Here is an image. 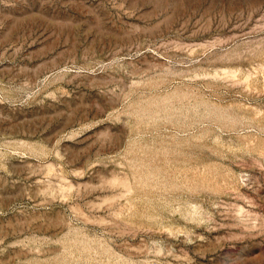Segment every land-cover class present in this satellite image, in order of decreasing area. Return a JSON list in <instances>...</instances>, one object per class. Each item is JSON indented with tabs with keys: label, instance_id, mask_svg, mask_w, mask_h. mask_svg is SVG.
I'll list each match as a JSON object with an SVG mask.
<instances>
[{
	"label": "rangeland",
	"instance_id": "374dc122",
	"mask_svg": "<svg viewBox=\"0 0 264 264\" xmlns=\"http://www.w3.org/2000/svg\"><path fill=\"white\" fill-rule=\"evenodd\" d=\"M263 218L264 0H0V264H264Z\"/></svg>",
	"mask_w": 264,
	"mask_h": 264
},
{
	"label": "bare ground",
	"instance_id": "6f19581e",
	"mask_svg": "<svg viewBox=\"0 0 264 264\" xmlns=\"http://www.w3.org/2000/svg\"><path fill=\"white\" fill-rule=\"evenodd\" d=\"M124 186H125V184H124ZM130 190V189H129ZM257 217V216H256ZM248 220V219H247ZM246 222V221H245ZM263 223H264V218H263V221H262ZM257 226V225H256Z\"/></svg>",
	"mask_w": 264,
	"mask_h": 264
}]
</instances>
